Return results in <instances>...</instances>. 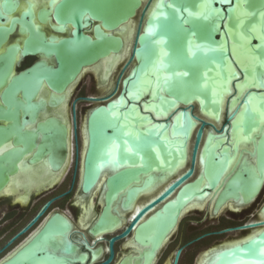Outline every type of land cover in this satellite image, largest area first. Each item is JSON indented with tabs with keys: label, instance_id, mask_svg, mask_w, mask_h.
<instances>
[{
	"label": "water",
	"instance_id": "water-1",
	"mask_svg": "<svg viewBox=\"0 0 264 264\" xmlns=\"http://www.w3.org/2000/svg\"><path fill=\"white\" fill-rule=\"evenodd\" d=\"M2 1L10 11L20 2ZM26 1L28 8L21 18L13 19L9 28L0 27V34H6L20 23L29 33L22 55L42 52L46 56L19 72L14 85L5 90L4 96L7 93L16 106L14 111L0 107V117L10 115L15 119L13 130L18 137L22 135L19 111L35 113L43 101L35 103L32 99L43 82L61 93L79 81L89 67L106 58H118L127 48L120 29L137 21L131 52L118 80L120 92L117 97L113 94L105 98L106 104L90 112L87 145L81 153L82 193H94L106 175L98 193L103 204L96 220L90 222L89 232L98 236L126 224L122 233L110 239L111 255L104 264L114 256V243L131 233L129 241L145 248L139 255L129 254L120 264H129L126 260L132 258L152 262L164 242L171 241L177 232L185 209L195 201L215 196L207 212L217 217L231 202L249 205L260 197L264 190V0ZM237 4L250 13L243 17L242 28L236 19ZM35 18L58 34L44 29ZM233 45L238 47V54L248 56L245 66L235 59ZM20 48L17 44L16 55L10 52L0 56V80L12 69ZM239 84L247 85L242 95ZM19 91L26 103L17 99ZM225 92L228 96L223 110ZM52 98L55 102L61 97L52 94ZM158 113L167 116L157 117ZM40 128L45 134L30 160L35 162L48 154L49 168L60 171L68 152L67 129L56 119H48ZM10 131L0 126V141ZM239 133L251 148L239 150L238 143L233 144V134ZM33 139L34 132H27L22 139L24 149L0 156V194L9 186V172L19 169L17 162ZM180 161L185 164L178 174L175 171ZM166 173L174 176L163 191L124 222L121 210L130 211L138 196ZM53 186L47 183L38 192ZM16 187L24 189L25 194L33 188L21 183ZM50 204L21 233L32 227ZM231 210L236 212L238 206ZM72 225L67 216L54 214L12 259L2 264H65L67 256L56 253V237H63L64 252L71 253L75 248L69 239ZM256 228L263 229L246 241L221 249L212 264H264V220L222 232ZM181 252L178 249L173 264L179 263Z\"/></svg>",
	"mask_w": 264,
	"mask_h": 264
},
{
	"label": "flooded vegetation",
	"instance_id": "flooded-vegetation-1",
	"mask_svg": "<svg viewBox=\"0 0 264 264\" xmlns=\"http://www.w3.org/2000/svg\"><path fill=\"white\" fill-rule=\"evenodd\" d=\"M40 5L42 6V2L40 3ZM27 8H28L27 1L20 0L18 6L14 7L13 10L11 11L6 10L5 7L3 6V1L0 0V27H5V28L11 27L13 19L21 18L23 12L27 10ZM35 22L41 24V26L46 30L50 29L49 26L40 23L39 20L36 18H35ZM52 32L58 34L55 31ZM28 35L29 33L27 30L21 29L20 23H16L8 33L0 34V56L10 54V52H13V54L16 55L14 51L16 45L18 44L21 47L20 48L21 51L20 50L18 51L17 58L13 61L12 69L9 71L7 76H5L2 80H0V107H3L4 109L9 108L12 111L15 110V106H16L15 103L10 102L11 98L8 97L7 93L6 96H4L5 90L7 88H10L11 85H14L13 82L14 77L19 72L30 67L36 61L46 58L45 54L42 52H39L36 55H22V46ZM124 63L125 62L121 63L122 66L119 71H117L118 68H116L112 72V74H110V76L107 78L105 77L106 76L105 66H102L103 69L99 72V74H97V72L95 71L96 70L95 67L87 69L79 81L72 84L69 88L66 89V91L61 93L54 91L46 84V82H43V85L41 86L39 93L35 98L32 99V101L35 103H38L41 100L43 101L41 102L40 106H38V108L35 110V113L24 114L22 109H20L19 111L18 121L21 127V134H22L20 137H18L15 130H13L16 128L15 119L11 118L10 115L9 118H7L6 116L0 117V126L11 130L10 133L7 134L2 141H0V156L6 152L14 151L16 149H24L25 145L22 140L24 138V135L27 132H32V133L34 132V139L32 140L33 142L32 146L30 145L28 147L27 151L24 152L21 160L17 162V166L19 169L14 172H9L8 176L10 178V181H9V186L7 187L8 189H5L0 194V198L5 197L8 199V205L10 206L8 211H5L6 212L5 215L7 218L4 220L3 224L6 225L2 227L0 224V228L2 227L0 229V238H3L4 236L7 235L9 236L7 242L4 245H2V247H0V253L4 250L8 251L7 257H0V264H2L7 260L12 259V257L16 254V252L20 249V247L26 245L30 241V239L36 233L38 228H40V226L45 221H47L54 214L57 213L67 216L72 221L73 224L72 230L69 233V239L71 243L75 246V248L71 253L65 254L63 237L60 236L56 237L57 239L56 241L58 244L56 253L61 256L62 255L67 256L65 260V264H104L109 260L111 255L110 239L116 236L117 234L122 233L125 230L126 224L110 233L108 232L102 235L94 236L89 232V228H90L89 224L90 222H94L96 220V216H98L100 211L88 209V211L90 210L92 211L90 221L88 222L87 226H85L83 229H77L76 228L77 226L75 225L74 221L70 218V216H68L66 213L62 211H58L57 209L54 210V208L56 207L58 208L60 204L65 200V198L70 199L71 197L73 198L72 202L74 203V205L76 206L79 205L81 207L82 203L79 204L78 200L79 198L82 197V193L81 195H77V194L74 195L72 194V192L76 183L78 182L79 184L80 181L81 153L84 148V137L86 136L85 132H87L86 121L89 117L90 112L94 108L100 106L101 104L107 103L108 100L105 98L110 97L113 94L115 95V97H117L121 87V85L118 83V80L120 75L122 74ZM87 75L91 77L93 84L92 87L91 85L90 86L88 85V81L85 79ZM52 94L56 96H60L61 98H58L57 101L53 102L55 98H52ZM88 98H97L98 100H90ZM17 99L23 103H26L22 91L18 92ZM87 108H90L88 114L84 113ZM48 119H56L60 127H65L67 129V151L69 152V154L70 153L72 154H70L68 157V152H67L66 160L61 162V170L55 172L52 171V174L47 177L48 178L47 180L51 181V179L54 176L58 175V177L54 179L55 184L53 183V185L58 187L60 186H68V187L63 191H60V189L58 188L57 193L52 194L48 198L46 197L47 195H45L41 199L34 201L35 197L40 196L41 194L55 187L53 186V188L49 190L37 192V190L39 189L36 188V184H38L39 182L38 181L32 182L30 180L31 178H29L28 180V177L25 176V172H23V170L27 171L28 168H32V167L36 168V166L38 165H42V166L48 165L51 167L48 161V154L43 155L39 160L35 162H31L30 160L37 151L38 146L41 143L45 134V132L41 128L39 129V125H42L43 123L47 122ZM51 131L57 132L56 129L54 130L52 129ZM21 174L24 175L21 177L19 176ZM11 183L12 185H10ZM18 183L25 184L28 187L29 186L33 187L31 188L32 190L31 193L25 194L24 189L16 187ZM7 190H10V192L7 193L6 192ZM33 192H37V193H33ZM25 196L26 198H28V201L26 203H23L22 199L25 200L24 198ZM85 196L87 198L85 199L86 200L85 202H87V206H89L91 195L85 194ZM19 197H21L22 199H19ZM147 197H150V195H148ZM145 198L146 197H143L137 203L136 208L133 211H131L132 213L130 211L126 213L127 214L126 218L124 217V214L122 215L123 219L125 220L124 222L128 220V216L130 213L134 215L139 210V208L142 207L143 204L141 203L145 201ZM258 198L255 201H257ZM41 200H43L41 205L39 206V208H37V210L33 212V209L35 208L37 203ZM50 201H51L50 206L44 211V213L40 216L38 221L28 230L21 233L33 221V219L38 214H40V212L43 211L45 205ZM98 202H100V196H98ZM233 205L234 207L238 206V209L239 207H241V209L237 210L236 212L232 210L230 211L231 207L230 205H227L225 210L221 211V214L224 213L225 211H230L232 214H239L241 213V211L249 208V206L252 204H249V206L248 205L244 206V204H242V206L241 205L235 206V204L233 203ZM100 206H102L101 203ZM262 206L259 209L257 219H254L253 221L264 220L261 217H259L260 215L262 216L263 213L261 211ZM95 212L96 214L98 213L96 216H94ZM221 214H219V216ZM79 218L81 219V217ZM248 222L250 221L247 219V221L235 223L233 224V226L226 225L222 228V230L223 229L226 230L228 228H235L237 226L243 225ZM181 223H182V219L180 221L177 232L180 226H182ZM220 223H222L221 220L219 221V224ZM185 230L186 227H184L183 229L184 231L183 236H181L178 241V243L182 244V247H180L182 251L184 247L197 243V241L188 242L187 240H185L186 238L184 236ZM241 230H243L241 236L231 239H238L242 236L248 235L255 229H241ZM205 233L207 236H209V234H215L218 233V231L205 232ZM207 236L204 235L201 237L205 238ZM131 238H132V233L128 237L117 240L114 243V256L112 260L106 264H120L122 261L125 260V257L128 256L129 254L139 255L140 250L142 251L145 248V246L139 244L136 241H129L131 240ZM171 244H173V241H166L165 244L163 245L162 251L158 252L157 256L150 263H146L144 258H132L126 261H129V264H173L174 255L178 250L173 251V249H170ZM215 247L216 246L208 250H211ZM167 251L168 253L165 254V252ZM84 253L87 254V257L84 258L80 257V255ZM200 256L201 255H199V257ZM179 263H180V259H179ZM194 264H198V261L195 262Z\"/></svg>",
	"mask_w": 264,
	"mask_h": 264
},
{
	"label": "bare ground",
	"instance_id": "bare-ground-1",
	"mask_svg": "<svg viewBox=\"0 0 264 264\" xmlns=\"http://www.w3.org/2000/svg\"><path fill=\"white\" fill-rule=\"evenodd\" d=\"M137 23V21L136 20H132V21H130L128 24H126L125 26H123L121 29H120V32L124 35V37H125V40L127 41V48L125 49V51L123 52V54H120V56L117 58V57H111V58H106V59H104V60H102V62L99 64V65H94V66H91V67H89L88 69H90V68H94L95 67V71L97 72V74H99V72L103 69L102 68V66H105L106 67V78L107 77H109L110 76V74H112V72L116 69V68H118L120 65H121V63L122 62H125L126 61V59H127V57L130 55V52H131V48H132V40L134 41V39L133 38H135V33H136V24ZM134 25V27H132ZM256 34H257V32H256ZM257 35H259V34H257ZM232 51H233V54H234V56H235V59L237 60V62L239 63V65L240 66H245L247 63H248V61H249V58H248V56H246V55H243V54H238V47L237 46H235V45H233L232 46ZM87 70V69H86ZM85 70V71H86ZM84 71V72H85ZM231 83V82H230ZM239 86V89H238V92H239V94H243V92L247 89V85H241V84H239L238 85ZM227 96H228V94H227V92H225L224 93V98H223V102H222V107H223V110L225 109V103H226V99H227ZM255 102H257V98H254L253 99ZM253 106L252 107H254L255 106V104H252ZM235 107V105L232 107V109L231 110H233V108ZM165 116H167V114L165 113H158L157 114V117H165ZM224 118V117H223ZM146 125H147V123H146ZM148 125H150V124H148ZM86 133V132H85ZM167 134V136H169L170 137V133L168 132V133H166ZM85 136V135H84ZM238 137V138H236V137ZM234 136V134H233V144H237L238 143V147H239V150H241L242 148H244V147H250L251 148V146H252V144H250V142H248V139L246 138V137H243L242 135H241V133H239L238 135H235ZM191 143L192 142H190L189 143V147H188V157H189V153H190V149H191ZM86 145H87V138H86V136L84 137V148H83V153L85 152V149H86ZM70 147V146H69ZM70 154H72V153H70ZM69 152H68V157H69ZM237 156V155H236ZM236 156L232 159V163H234V160L236 159ZM69 159V158H68ZM67 159V160H68ZM68 164V163H67ZM66 164V165H67ZM184 162H179V164H178V168H177V171H175L176 173H182V167L184 166ZM47 165V164H46ZM199 168H200V166H199ZM108 169H110V168H107V170ZM63 171H65V170H63ZM23 172H25V176H27L28 177V180H29V178H31L30 180L33 182V181H38L39 183L38 184H36V188L37 189H42V187H43V185H46L47 183L48 184H51V185H53V183L55 182V178H57L58 177V175H56V176H54L52 179H51V181L52 180H54V181H50V180H47L48 178V176H50L51 174H52V170L49 168V166L47 165V166H42V165H38V166H36V168H34V167H32V168H28V170L27 171H24L23 170ZM63 173V172H62ZM59 174V173H58ZM61 174V173H60ZM24 175V174H23ZM22 174L21 175H19V176H23ZM54 175H55V173H54ZM62 175V174H61ZM172 175H173V173H166V176H165V178H163L160 182H157L156 184H154L153 186H151V188H149L148 190H146L145 192H143V194L141 193L139 196H138V200L133 204V206L131 207V209H130V211H133L135 208H136V205H137V203L143 198V197H146L147 198V196L148 195H150V199L149 200H147V199H145V201H143V203H141V204H143L142 206H144L146 203H148V202H150L151 200H153L154 198H156L160 193H161V191H163V189L167 186V183H168V180L170 179V178H172ZM18 176V177H19ZM105 176L106 175H103V180L105 179ZM174 176V175H173ZM26 178V177H25ZM60 178H61V176H60ZM23 179V178H22ZM59 180V179H58ZM103 180H102V182H103ZM164 180V181H163ZM80 182V181H79ZM102 182H100L98 185H97V187H96V189L93 191L94 193H92L91 194V199H90V205L89 206H87V202H85L86 200V196H85V194L84 193H82V197L81 198H79V204H83V206H84V208H85V211H84V213H83V215L81 216V219H80V223H81V225L83 226V227H85V226H87V224H88V222L90 221V217H91V210L90 211H88V209H92V210H95L94 208H95V203H94V198H93V196H94V194H98L99 192H100V190L102 189ZM36 183V182H35ZM55 184V183H54ZM10 185H12V183L10 184ZM14 185V184H13ZM79 186H80V183H79ZM8 189V188H7ZM39 190H37V192L39 191ZM13 191V190H12ZM7 193H9L10 192V190H7L6 191ZM14 192V191H13ZM6 193V194H7ZM84 194V195H83ZM19 196V195H18ZM31 197V196H30ZM95 197V196H94ZM25 198V200L24 199H22L21 197H19V199H22L23 201V203H26L27 201H28V198H26V196L24 197ZM18 199V198H17ZM214 199H215V196H212V197H207L206 199H204V200H198V201H195L192 205H190V206H188L186 209H185V211L183 212V214L181 215V218H183V217H185L187 214H189V213H192V212H199V210H201V209H204L205 210V208L206 207H208L209 208V210H207V211H211L210 209L212 208V206H213V202H214ZM256 200V199H255ZM253 201L254 203L256 202V201ZM100 203L101 204H103V197H101V199H100ZM253 204V203H252ZM228 205H230V207L231 208H234V205H233V203L231 202L230 204H228ZM236 206V205H235ZM240 206V205H239ZM242 206V205H241ZM244 206H247V205H244ZM249 206V205H248ZM141 208V207H140ZM139 208V209H140ZM226 208V206H224L223 208H222V210L223 209H225ZM245 208V207H244ZM239 209H241V207H239ZM238 209V210H239ZM101 210V209H100ZM221 210V211H222ZM263 213H262V216L260 215L259 217H261L262 219H264V211H262ZM121 213H122V215L124 214V217L126 218V213H127V211H123L122 212V210H121ZM221 213V212H220ZM98 214V213H97ZM96 214V212L94 213V216H96L97 215ZM219 216V215H218ZM92 219V218H91ZM122 219H123V217H122ZM260 220V219H259ZM263 228H256L255 230H253L251 233H249L248 235H245V236H242V237H240L239 239H235V240H232V241H229V242H226V243H223V244H220V245H217L215 248H213V249H211V250H208V251H206V252H204L203 254H201V256L199 257V259L197 260L198 261V264H212V262H214V260L217 258V253L221 250V249H223V248H227V247H230V246H232V245H235V244H237V243H241V242H243V241H246L247 239H249L250 237H252V236H254L256 233H258L259 231H261ZM176 230H177V228H176ZM175 230V231H176ZM169 239H167L166 241H168ZM165 241V242H166ZM165 242H164V244H165ZM131 243V242H130ZM129 243V244H130ZM135 245V244H134ZM167 245V244H166ZM139 250V249H138ZM141 251V250H140Z\"/></svg>",
	"mask_w": 264,
	"mask_h": 264
},
{
	"label": "rangeland",
	"instance_id": "rangeland-1",
	"mask_svg": "<svg viewBox=\"0 0 264 264\" xmlns=\"http://www.w3.org/2000/svg\"><path fill=\"white\" fill-rule=\"evenodd\" d=\"M132 27H134V25ZM132 43H133V40H132ZM121 66L122 64L118 67L117 71L120 70ZM85 79L88 81V85L89 86L91 85L92 87L93 84H92L91 77L87 75ZM89 109L90 108H87L84 113L88 114ZM196 112H197V109H196ZM67 187L68 186H60V187L55 186L53 189L41 194L40 196L35 197L34 201L41 199L45 195H47L46 197L48 198L52 194L57 193L58 188L60 189V191H63ZM81 193L82 192L80 190V186L77 182L73 189L72 194L81 195ZM94 196L93 198H94V203H95V210L100 211L101 206H100V202H98L99 195L94 194ZM71 198L70 199L65 198V200L60 204V206L58 208L57 207L54 208V210L57 209L58 211H62L66 213L74 221L75 225L77 226L76 227L77 229H83L84 227L81 226L79 222V219H80L79 217L82 216V214L85 211V208L83 204H81V207L79 205L78 206L74 205V203L72 202L73 198L72 199ZM148 198L149 197L145 199L149 200L150 198L149 199ZM43 200L37 203V205L33 209V212L37 210V208H39ZM263 203H264V190L262 194L260 195L259 199L255 203L250 205L249 208L241 211V213L239 214H232L230 211H225L219 217H215L207 212V210H209L208 207H206L205 210L204 209L199 210L201 212L196 211V212L187 214L182 219V223H181L182 226H180L178 232H176L173 238L171 239V241H173V244H171L170 249H173V251H176L180 247H182V244L178 243V241L180 237L183 236L184 227H186L185 234H184V236L186 237L185 240H187L190 237L197 236L204 232L218 231V233L209 234V236L201 240H198L197 243L184 247L179 264H194L195 262H197L199 255H201L204 251L214 246L220 245L222 243L235 240L231 238H237L241 236L243 230H230V231L222 232L224 230V229L222 230V228L226 225L233 226V224L235 223L247 221V219L249 221L251 220L253 221L254 219H257L259 209L263 205ZM9 207L10 206L8 205V199L5 197L0 198V224L2 227L6 225V224H3L4 220L7 218L5 215L6 213L5 211H8ZM224 210L225 209H223L222 211ZM132 217H133V214L129 215V218H132ZM220 220L222 221V223L219 224ZM8 238H9L8 235L4 236L3 238H0V247H2V245H4L7 242ZM167 253L168 251L165 252V254ZM7 256H8L7 250H4L0 253V257H7Z\"/></svg>",
	"mask_w": 264,
	"mask_h": 264
},
{
	"label": "snow or ice",
	"instance_id": "snow-or-ice-1",
	"mask_svg": "<svg viewBox=\"0 0 264 264\" xmlns=\"http://www.w3.org/2000/svg\"><path fill=\"white\" fill-rule=\"evenodd\" d=\"M54 6H55V4H53V7ZM235 12H236V19H237V22H238V27H241L242 28L243 25H244V19H243V17H246V16L250 15V13H248L247 11H245L242 8L241 4H237L236 5ZM189 15H193V14L190 12ZM197 15H204V13H198ZM262 15H264V14H262ZM204 18L207 19V16L205 15ZM255 31H256V29L253 28V32H255ZM241 35H242V39H243L244 38L243 37V34H241ZM185 75H187V73H185ZM262 255H264V252H262Z\"/></svg>",
	"mask_w": 264,
	"mask_h": 264
},
{
	"label": "trees",
	"instance_id": "trees-1",
	"mask_svg": "<svg viewBox=\"0 0 264 264\" xmlns=\"http://www.w3.org/2000/svg\"><path fill=\"white\" fill-rule=\"evenodd\" d=\"M204 235L207 236L206 233L204 232V233H201V234H199L197 236H193V237L188 238L187 241L190 242V241H198V240H201V239L204 238V237H201V236H204Z\"/></svg>",
	"mask_w": 264,
	"mask_h": 264
}]
</instances>
